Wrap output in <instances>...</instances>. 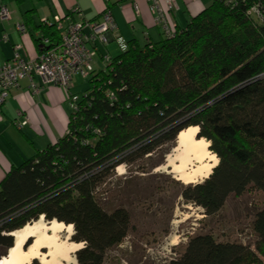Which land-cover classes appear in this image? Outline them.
Here are the masks:
<instances>
[{
	"label": "trees",
	"instance_id": "16d2710c",
	"mask_svg": "<svg viewBox=\"0 0 264 264\" xmlns=\"http://www.w3.org/2000/svg\"><path fill=\"white\" fill-rule=\"evenodd\" d=\"M49 21L40 25L38 56L62 41ZM126 45L105 68L94 66L66 133L0 182V258L13 231L44 216L73 224L71 240L86 242L78 264H105L132 229L125 206L107 208L117 168L165 156L190 126L219 162L203 181L182 186L186 202L209 217L232 194L264 192V0H214L163 40ZM252 226L255 249L198 233L163 264H264V208Z\"/></svg>",
	"mask_w": 264,
	"mask_h": 264
},
{
	"label": "crops",
	"instance_id": "0c3cea01",
	"mask_svg": "<svg viewBox=\"0 0 264 264\" xmlns=\"http://www.w3.org/2000/svg\"><path fill=\"white\" fill-rule=\"evenodd\" d=\"M213 1L179 0V9L171 11L165 1L160 0L171 30L186 26ZM1 4L9 7L11 18L3 20L0 16V66L13 59L16 53L26 59L36 58V39L41 35L42 19H54L56 15H70L74 20H96L101 19L107 8L111 10L116 26L107 44L97 41L96 68H105L106 56L119 53L120 42L127 44L135 39L144 45L161 41L166 36L148 0H0ZM26 21L29 30L21 34L17 24ZM86 31L89 33L90 29ZM85 83L88 84L87 78L80 74L74 76L70 88L44 83L39 75H34L22 78L19 86L10 89L0 118V182L14 165L21 164L38 149L66 133L72 113L69 95H81L78 85ZM26 117L28 121L23 123Z\"/></svg>",
	"mask_w": 264,
	"mask_h": 264
},
{
	"label": "rangeland",
	"instance_id": "374dc122",
	"mask_svg": "<svg viewBox=\"0 0 264 264\" xmlns=\"http://www.w3.org/2000/svg\"><path fill=\"white\" fill-rule=\"evenodd\" d=\"M87 85L79 84L77 91L82 93ZM174 147L163 157L159 154L128 167L122 165L106 186L107 208L125 206L131 213L132 229L121 245L108 252L105 264H163L177 257L191 236L205 232H212L219 240L239 241L255 249L257 236L252 225L257 211L264 208V192L232 194L218 215L206 217L202 207L186 202L181 195L182 186L191 183L184 182L168 166ZM140 167L148 171L142 172ZM204 179L201 177L198 182ZM61 234L66 238L67 229ZM31 242L32 238L24 246ZM34 264H40V260L34 259Z\"/></svg>",
	"mask_w": 264,
	"mask_h": 264
},
{
	"label": "built area",
	"instance_id": "2783aa9c",
	"mask_svg": "<svg viewBox=\"0 0 264 264\" xmlns=\"http://www.w3.org/2000/svg\"><path fill=\"white\" fill-rule=\"evenodd\" d=\"M148 1L156 16L157 23L163 25L166 34H171L173 30L170 29L160 0ZM164 1L171 11L178 10L180 7L179 0ZM251 11L255 14L259 13V5L254 6ZM0 16L3 20L11 18L10 9L6 4L0 5ZM42 22L51 21L48 18H43ZM54 22L62 32L60 44L49 48L33 59H26L16 53L13 59L0 66V118H2V106L10 89L19 86L22 78H33L34 75H39L44 83H52L65 88H70L73 78L77 74L88 79L95 66L97 41L99 40L103 45L107 44L109 34L116 26L109 8L103 12L101 19L74 20L70 15H56ZM17 28L21 34H25L29 30L26 22L18 23ZM86 28L90 29L89 33H87ZM92 44L96 48L92 47ZM126 46V43L120 42L122 49H125ZM105 60H109V55L106 56ZM33 88L37 89L35 84H33ZM78 99L79 95H69V104L72 109L77 107ZM25 119L27 120H24L23 123H27L28 118Z\"/></svg>",
	"mask_w": 264,
	"mask_h": 264
},
{
	"label": "bare ground",
	"instance_id": "6f19581e",
	"mask_svg": "<svg viewBox=\"0 0 264 264\" xmlns=\"http://www.w3.org/2000/svg\"><path fill=\"white\" fill-rule=\"evenodd\" d=\"M198 132V126H190L182 130L173 152L168 156V166H172L173 170L179 174V178L186 183L198 182L201 177L206 178L219 162L217 155L209 148L210 142L206 138L197 137ZM120 167L122 165L118 168ZM60 224L64 227H58ZM69 226H72L74 232L73 224L67 225L58 220L46 221L42 216L12 232L14 245L0 259H15L17 264H34V259H39L40 264L68 263L66 256L75 257L71 246L82 243L72 241L73 234L68 233L66 238H62L61 233ZM30 238L32 242L25 247V242ZM14 248L17 250L12 253L11 250ZM43 248L47 250L44 251ZM36 253H39V256Z\"/></svg>",
	"mask_w": 264,
	"mask_h": 264
},
{
	"label": "clouds",
	"instance_id": "9594fccd",
	"mask_svg": "<svg viewBox=\"0 0 264 264\" xmlns=\"http://www.w3.org/2000/svg\"><path fill=\"white\" fill-rule=\"evenodd\" d=\"M58 227L63 228L64 225L63 224H60V225H58ZM67 231H68L69 234H74L72 226H69L68 229H67ZM85 245H86V242H82V243H79V244H73L71 246V250L73 252H75V251H77L79 249L84 248ZM17 247H18V245H17ZM16 250L17 249L14 248V249L11 250V252L12 253H15ZM36 255L39 256V253H36ZM65 259L68 260V264H77V261H76V259H75L74 256L73 257H67L66 256ZM0 264H17V261L15 259L9 260V259L3 258V259H0Z\"/></svg>",
	"mask_w": 264,
	"mask_h": 264
}]
</instances>
